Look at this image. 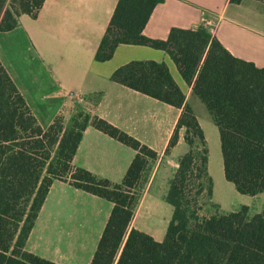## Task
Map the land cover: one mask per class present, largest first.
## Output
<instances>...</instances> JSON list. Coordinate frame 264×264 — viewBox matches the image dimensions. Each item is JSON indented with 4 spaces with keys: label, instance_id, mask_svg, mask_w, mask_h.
<instances>
[{
    "label": "trees",
    "instance_id": "obj_1",
    "mask_svg": "<svg viewBox=\"0 0 264 264\" xmlns=\"http://www.w3.org/2000/svg\"><path fill=\"white\" fill-rule=\"evenodd\" d=\"M163 0H117L95 51L112 57L120 43L164 49L218 127L223 173L242 193L264 190V66L234 55L207 26H172L165 39L143 33ZM239 3L242 0H229ZM264 1V0H262ZM44 0H0V30L36 17ZM110 79L181 107L164 154L182 131L186 150L167 181L172 214L162 240L130 227L140 183L158 153L108 120L78 108L43 128L0 60V264H59L26 249L54 179L110 200L113 207L90 264H264V206L222 211L214 202L204 129L165 62L130 60ZM88 124L131 146L135 155L120 182L72 164ZM208 205L213 212L204 214Z\"/></svg>",
    "mask_w": 264,
    "mask_h": 264
},
{
    "label": "crops",
    "instance_id": "obj_2",
    "mask_svg": "<svg viewBox=\"0 0 264 264\" xmlns=\"http://www.w3.org/2000/svg\"><path fill=\"white\" fill-rule=\"evenodd\" d=\"M116 3L117 0H44L36 17L22 14L17 26L0 30V60L43 128L57 114L68 119L82 108L157 151L130 227L162 240L164 235L136 225L135 217L149 196L159 198L150 192L159 169L166 166L173 173L177 166L180 153L175 150L185 143L182 131L176 145L167 155L164 152L182 108L111 80L110 75L130 60L162 61L194 111L198 101L191 84L183 79L164 49L120 43L109 59H95ZM205 19L212 23L206 25ZM200 25L207 26L234 55L264 66L262 0H163L152 10L143 33L165 39L172 26ZM134 155L131 146L88 124L72 164L111 182H120ZM112 207L106 198L54 179L25 247L59 264H90Z\"/></svg>",
    "mask_w": 264,
    "mask_h": 264
},
{
    "label": "rangeland",
    "instance_id": "obj_3",
    "mask_svg": "<svg viewBox=\"0 0 264 264\" xmlns=\"http://www.w3.org/2000/svg\"><path fill=\"white\" fill-rule=\"evenodd\" d=\"M194 98L198 101V104H194V107L206 134L209 148V171L213 179V201L220 205L222 211L238 209L242 204L249 205L252 211L260 210L264 206V190L255 194L242 193L236 189L231 181L225 178L218 127L204 103L195 95ZM185 149L186 144L183 143L175 152L178 151V153H180L179 155H181ZM164 163L166 162L164 161ZM151 170L152 164L140 183L139 187L141 188V193L148 185V178ZM171 175L172 170H170L169 167L165 166L159 169L150 186V192L157 194L159 198L154 199L149 196L142 204L137 217H135L136 225H142L144 229H152L161 236L165 234L173 209L172 205L162 197V194L166 192L167 181ZM204 208L205 209L202 211L204 214L213 212V208L208 205Z\"/></svg>",
    "mask_w": 264,
    "mask_h": 264
},
{
    "label": "built area",
    "instance_id": "obj_4",
    "mask_svg": "<svg viewBox=\"0 0 264 264\" xmlns=\"http://www.w3.org/2000/svg\"><path fill=\"white\" fill-rule=\"evenodd\" d=\"M204 22H205L206 25H210V24L212 23V22L210 21V19H205Z\"/></svg>",
    "mask_w": 264,
    "mask_h": 264
}]
</instances>
